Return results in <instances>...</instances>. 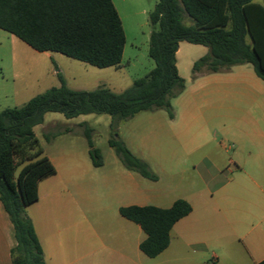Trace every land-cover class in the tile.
Wrapping results in <instances>:
<instances>
[{
	"label": "trees",
	"instance_id": "obj_1",
	"mask_svg": "<svg viewBox=\"0 0 264 264\" xmlns=\"http://www.w3.org/2000/svg\"><path fill=\"white\" fill-rule=\"evenodd\" d=\"M184 14L192 20L190 25L183 22ZM149 20L148 54L154 68L128 89L121 93L104 86L93 91L74 90L55 67L59 87L36 95L22 107L0 111V201L14 227L12 264H46L25 211L38 200L39 182L56 173L33 131L43 123L46 113L58 112L66 118L105 113L118 123L143 111L165 109L173 118L170 98L185 87L176 66L182 41L209 49L193 63L194 78L204 72H228L234 66L251 64L264 81V6L254 0H158ZM0 29L36 51L60 53L97 68L119 66L126 43L112 0H0ZM85 136L93 165L101 166V154L93 147L89 129ZM108 144L126 169L157 181L149 165L122 141L110 139ZM191 211L184 199H177L169 208L131 205L119 209L146 234L140 250L150 258L168 247L173 225Z\"/></svg>",
	"mask_w": 264,
	"mask_h": 264
},
{
	"label": "rangeland",
	"instance_id": "obj_2",
	"mask_svg": "<svg viewBox=\"0 0 264 264\" xmlns=\"http://www.w3.org/2000/svg\"><path fill=\"white\" fill-rule=\"evenodd\" d=\"M152 1L145 0L146 3ZM183 22L190 25L192 20L184 14ZM123 27L126 44L122 62L119 67L107 68L92 67L59 53H39L0 29V111L22 107L36 95L52 87H59L55 67L63 75L68 87L74 90L93 91L99 85H105L114 93L128 89L136 79L144 77L154 67V61L148 54L152 30L149 14L138 15L134 22L124 20ZM180 46L178 73L185 80V87L181 93L170 98V105L174 115L182 113L187 103L191 102L194 124L189 134L179 140L171 137L172 118L165 109L143 111L118 123H114L112 117L105 113L66 118L62 113L48 112L43 123L35 127L40 146L49 156L54 159L62 155L73 156L84 169L83 178L77 185L76 182L70 184L75 186L70 188L68 195L69 214L66 218H55L53 221L60 227L73 225L70 237L81 238L83 226L87 228L86 221L77 216L78 204L80 206L83 203L85 209L97 210L117 205L115 198L111 202L113 187L110 179L112 176L119 177L121 173L134 176L131 192L126 193L127 196L131 193V201L154 206L165 205L166 198L187 201L194 194L200 193L217 197L233 187L240 175L255 174L264 178V168L252 166L258 148L240 130L244 125L238 119L240 109L248 110L264 127V117L258 114L256 106L247 104V92L242 85L237 84L242 79L258 80L261 85L249 84L263 99L264 81L256 76L251 64L234 66L228 72H204L194 78L193 63L203 53L196 49L200 45L182 41ZM229 72L237 76L227 82L212 79L214 74L227 76ZM221 88L224 90L221 91ZM225 90H228V109L220 107V97H225ZM181 121L178 119L176 124L180 125ZM86 129L90 130L93 147L101 154V166L92 163ZM110 139L122 141L136 157L145 161L157 176V181L126 169L108 144ZM241 169L243 172H240ZM60 185L55 181L52 192L56 187L59 189ZM222 185L223 189L220 188ZM244 187V193L256 190L251 184L245 183ZM50 200L47 198L42 201L41 206L47 203L48 207H54ZM259 204L262 206V202ZM25 211L28 215V209ZM114 211L98 213L102 216L98 219L110 222ZM94 218L93 214L88 215V221L92 222ZM255 223L262 224L259 220Z\"/></svg>",
	"mask_w": 264,
	"mask_h": 264
},
{
	"label": "crops",
	"instance_id": "obj_3",
	"mask_svg": "<svg viewBox=\"0 0 264 264\" xmlns=\"http://www.w3.org/2000/svg\"><path fill=\"white\" fill-rule=\"evenodd\" d=\"M112 2L123 25L124 20L134 22L138 15L150 14L158 1L146 3L145 0H112ZM254 2L264 6V0H254ZM204 47L200 45L196 48L203 52L200 57L209 53L208 47ZM180 52L181 46L176 52L177 68ZM214 75L212 79L225 82L237 76L232 72L227 76ZM238 83L247 92L249 98L247 104L256 106L258 114L263 118L264 98L261 99L249 84L261 85L260 82L256 79H242ZM100 86L106 87L99 85L97 88ZM223 90L221 88V91ZM227 91L225 90V97H220L222 109H228ZM239 111L241 115L238 119L244 125L240 130L248 135L258 148V154L252 155L254 162L252 166L264 168V127H261L250 111L243 109ZM193 113L194 108L191 102H188L182 113L174 114L170 122L171 137L179 140L180 137L189 134L194 124ZM178 119L182 120L180 125L176 124ZM42 150L43 156L54 165L56 173L39 182L38 200L25 209H28V217L43 248L46 264H262L264 262V178H260L261 176L240 175L233 187L217 197L200 193L187 199L192 211L173 225L168 247L156 257L150 258L140 250V243L146 238L144 231L138 224L124 218L119 212L124 206H145L143 203L132 202L131 193L129 196L126 194L131 192L133 174L127 173L125 176L121 173L119 177L112 176L113 178L110 179L113 187L111 202L114 198L117 200V205L114 206L116 211L114 207L85 209L83 203H80V206L78 204L77 216L86 221L87 228L82 225V237L72 238L69 233L73 225L60 227L53 221L55 218H66L69 214L70 188L83 178V166L73 156L62 155L59 159H54L43 148ZM240 172H243L242 169ZM55 181L61 185L52 192V184ZM74 182L75 185H70ZM245 183L253 185L256 190L244 193ZM222 187L223 185L220 188ZM209 193L215 194L211 191ZM47 198L51 199L54 207H48L47 203L41 206L42 201ZM177 199L166 198L164 199L166 204L157 207L169 208ZM259 202H262V206ZM109 210L114 211L110 222L98 219L102 217L98 213ZM92 214L95 218L91 222L88 221V215ZM257 220L262 224L255 223ZM15 245L14 227L0 201V264H12L11 250Z\"/></svg>",
	"mask_w": 264,
	"mask_h": 264
}]
</instances>
